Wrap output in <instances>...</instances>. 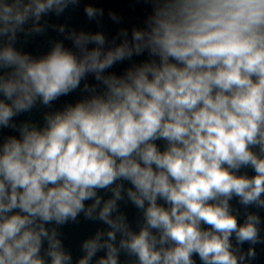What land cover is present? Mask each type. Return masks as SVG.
Instances as JSON below:
<instances>
[{
  "label": "clouds",
  "instance_id": "9594fccd",
  "mask_svg": "<svg viewBox=\"0 0 264 264\" xmlns=\"http://www.w3.org/2000/svg\"><path fill=\"white\" fill-rule=\"evenodd\" d=\"M80 2L0 0V264H73L59 229L81 214L107 228L76 264H251L264 244V0H142L146 26L115 46L73 30L75 52L15 47ZM78 89L43 126L17 119ZM129 202L138 231L121 211Z\"/></svg>",
  "mask_w": 264,
  "mask_h": 264
}]
</instances>
